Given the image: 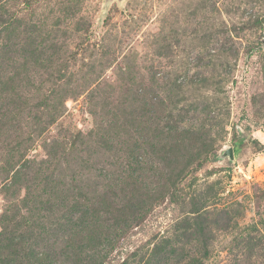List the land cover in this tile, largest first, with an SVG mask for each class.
Wrapping results in <instances>:
<instances>
[{"label": "rangeland", "instance_id": "374dc122", "mask_svg": "<svg viewBox=\"0 0 264 264\" xmlns=\"http://www.w3.org/2000/svg\"><path fill=\"white\" fill-rule=\"evenodd\" d=\"M0 3L23 18L19 31H26L14 46L0 39V76L16 74L30 83L25 90L39 88L32 106L42 94L59 92L54 104L62 113L27 156L44 158L42 142L54 145L59 188L75 182L86 192L98 189L96 196L111 188L113 203L126 207L107 264H143L163 239L193 252L197 241L183 228L201 207L226 210L218 219L228 223L213 230L204 264H264V0ZM30 34L35 42L26 39ZM153 109L159 125L182 117L184 133L158 139L159 127L143 125ZM76 133L81 139L68 148ZM100 135L110 136L112 152L93 145ZM202 139L205 150L184 167L179 144L188 149L189 140ZM228 147L233 159H218ZM5 182L0 171V215L27 193L24 187L5 193Z\"/></svg>", "mask_w": 264, "mask_h": 264}, {"label": "trees", "instance_id": "16d2710c", "mask_svg": "<svg viewBox=\"0 0 264 264\" xmlns=\"http://www.w3.org/2000/svg\"><path fill=\"white\" fill-rule=\"evenodd\" d=\"M22 2L24 8H27L32 0H22ZM17 14L4 10L0 3V39L11 41L13 46L14 40L19 41L21 38L19 35L22 33L24 37L26 32L19 31L23 18ZM32 38V34L30 38L26 36V39H30V43L35 42ZM88 40L87 34L81 37L77 48L84 46ZM151 78L155 79V77ZM20 82L21 79L16 74L0 76V152L5 151L8 155V158L0 165L3 180L6 181L1 185V191L15 195L17 187H24L27 191L26 195L39 193L40 196H46L39 200H28L25 195L17 206L12 203L8 210L0 215V264H107L112 248L119 239L117 230L123 228L126 223L124 219L126 210L123 211L126 207L113 203L111 197L115 196V190L111 188H108L102 196H96L98 189L86 192L75 182H71L66 188H59V182L56 183L57 180H54L55 165L58 161L55 160L56 153L50 151L54 145L50 146L49 143L42 142L40 147L45 150L44 158L27 156V152L31 151V144H35L41 134L57 121L62 111L54 104L58 90L42 94L40 101L32 106L29 102L36 97V94H40L39 88L25 90L30 83L27 80L26 82L22 80V84ZM18 90H25V92L19 93ZM153 111L155 113L144 121L143 125L146 128L151 124L159 127L154 131L156 134L162 133L159 135L161 138L158 139L165 140V135L175 132L184 133V129L181 128L182 117L174 121L167 118L162 125H159L156 123L159 115H155L158 110L153 109ZM172 117L175 118L173 115ZM114 126L111 125V129ZM78 133L73 139L67 140L68 148L76 147L81 139ZM109 138L110 136L100 135L93 145L106 152H112L115 145L109 142ZM188 138L191 139V135ZM158 139H156L157 144L160 141ZM185 139L181 138L180 141L183 142ZM203 139L196 142L197 145H193L195 141L189 140L188 149H183V146L180 147L181 143L179 144V151H186L187 154V163L184 167L198 158L199 151L205 150V145L202 148L200 144V142L203 143ZM137 145L138 148L143 149L141 144ZM155 152L156 149H151L150 154L154 156ZM184 156L180 155L181 158ZM164 157V161L169 162V154ZM134 160L140 162L136 158ZM158 160L163 162L160 158ZM126 161L129 162V158ZM165 174L162 170L161 175L164 177ZM87 193H91L90 196ZM107 197L110 199L108 202ZM22 207H25V212L20 214L24 211ZM59 207L62 210H59ZM191 213V218L185 219L187 225L183 231L186 235L189 234L187 236L190 240L192 233L194 234L197 251L188 252L184 246L180 247V245L172 247L169 240L163 239L153 246L143 264H150V262L204 264L203 259L210 254L213 230H223L228 226L227 222L223 224V221L218 219L223 218V214L227 212L223 209L208 211L201 207L193 209ZM212 215L215 217L210 219Z\"/></svg>", "mask_w": 264, "mask_h": 264}, {"label": "water", "instance_id": "95a60500", "mask_svg": "<svg viewBox=\"0 0 264 264\" xmlns=\"http://www.w3.org/2000/svg\"><path fill=\"white\" fill-rule=\"evenodd\" d=\"M217 158L222 160L224 158H227L228 160H232L233 159V152H232V148L228 147L224 150H222L219 155H217Z\"/></svg>", "mask_w": 264, "mask_h": 264}]
</instances>
